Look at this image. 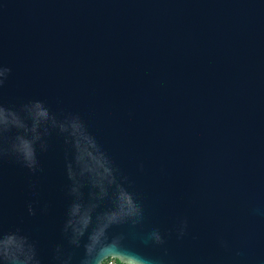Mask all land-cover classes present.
Segmentation results:
<instances>
[{
    "label": "water",
    "instance_id": "1",
    "mask_svg": "<svg viewBox=\"0 0 264 264\" xmlns=\"http://www.w3.org/2000/svg\"><path fill=\"white\" fill-rule=\"evenodd\" d=\"M264 264V0H0V264Z\"/></svg>",
    "mask_w": 264,
    "mask_h": 264
},
{
    "label": "built area",
    "instance_id": "2",
    "mask_svg": "<svg viewBox=\"0 0 264 264\" xmlns=\"http://www.w3.org/2000/svg\"><path fill=\"white\" fill-rule=\"evenodd\" d=\"M106 261H107V264H118L117 260L112 259V258L106 259Z\"/></svg>",
    "mask_w": 264,
    "mask_h": 264
},
{
    "label": "clouds",
    "instance_id": "3",
    "mask_svg": "<svg viewBox=\"0 0 264 264\" xmlns=\"http://www.w3.org/2000/svg\"><path fill=\"white\" fill-rule=\"evenodd\" d=\"M100 264H107V261L104 259V257L102 258Z\"/></svg>",
    "mask_w": 264,
    "mask_h": 264
},
{
    "label": "trees",
    "instance_id": "4",
    "mask_svg": "<svg viewBox=\"0 0 264 264\" xmlns=\"http://www.w3.org/2000/svg\"><path fill=\"white\" fill-rule=\"evenodd\" d=\"M118 264H120V263L118 262Z\"/></svg>",
    "mask_w": 264,
    "mask_h": 264
}]
</instances>
